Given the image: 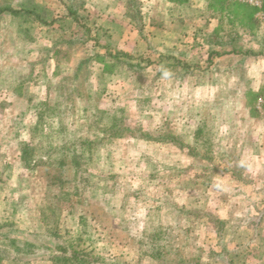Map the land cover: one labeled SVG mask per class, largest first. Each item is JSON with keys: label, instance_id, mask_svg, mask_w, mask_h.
Listing matches in <instances>:
<instances>
[{"label": "rangeland", "instance_id": "374dc122", "mask_svg": "<svg viewBox=\"0 0 264 264\" xmlns=\"http://www.w3.org/2000/svg\"><path fill=\"white\" fill-rule=\"evenodd\" d=\"M68 2L0 0V264H264V186L210 171L215 57L264 50V0Z\"/></svg>", "mask_w": 264, "mask_h": 264}, {"label": "crops", "instance_id": "0c3cea01", "mask_svg": "<svg viewBox=\"0 0 264 264\" xmlns=\"http://www.w3.org/2000/svg\"><path fill=\"white\" fill-rule=\"evenodd\" d=\"M5 11L2 15L7 17ZM261 11L259 12L261 13ZM8 15L11 14L8 13ZM263 26L264 24L259 29L261 34L264 33ZM261 44L263 45V41ZM29 59L33 60L34 57L31 56ZM215 62H218L216 81L210 84V106L214 104V107H210V110L213 111L210 121L215 127L213 133L210 134V143H213L214 150L213 153H210V156L214 157V160L210 161V171L212 166L213 170L218 167L216 172L230 176V173L234 171V166H231L238 163L244 166L243 175H248L251 179L248 186L263 187L264 104L260 108L259 100L264 98V50L256 54L240 52L237 55H232L227 53L215 57ZM236 76L237 80L234 79ZM192 120L189 125L184 121H182L184 124L181 125L192 126ZM196 129L194 128V131ZM176 154L192 162V156L186 151H177ZM216 157L224 159L218 163ZM215 160H217L216 163H214ZM218 177L219 175L213 180ZM216 183L218 184L216 187L210 186V204L212 203L210 208L211 206L214 208L218 203L220 207L221 205L224 207L225 203V197L221 194L223 193L222 189L226 187L224 186L225 182L220 180ZM240 185L246 187V183H240ZM219 194H221L220 197ZM220 210L219 208L218 212Z\"/></svg>", "mask_w": 264, "mask_h": 264}, {"label": "trees", "instance_id": "16d2710c", "mask_svg": "<svg viewBox=\"0 0 264 264\" xmlns=\"http://www.w3.org/2000/svg\"><path fill=\"white\" fill-rule=\"evenodd\" d=\"M70 1L71 2H68V13H69V15H72L74 18H77V13H78L77 12V8L72 4V0H70ZM62 2L66 3V0H62ZM4 10L10 11V12H12V14H16V13L19 12V10L14 9V8H9V7L1 9L0 12L4 11ZM255 27L257 28L258 26L254 25V28ZM249 49H250V47H248V49L246 48V51H244V52H249L248 51ZM230 52L231 53H235L232 50H229L226 53H230ZM240 52H243V51H240ZM240 52H238V53H240ZM122 54L124 56H128V54H126V53H122ZM118 57H119V55L118 56L116 55L115 58H118ZM47 107H48L47 104H45L44 102L41 103L40 110L37 113L38 120H37V124L35 125L36 126L35 129H36V131H37V129H39V131H43L44 132L45 126L48 125V128H51V130L49 132L47 131V133H45V135L46 136H50V133H52L51 131H53V134H56V135L60 136V139H62L61 135L66 133V125L61 122V124H60L61 126L59 125V126L55 127V129H53L51 127L52 126V124H51L52 122H50L49 118L55 115L54 114V112H55L54 110L55 109L53 107H50V108L49 107L47 108ZM32 147H34V146H32ZM64 154H65V152H63L61 154V156H64ZM79 159H80V157L77 154H75V153L72 154V163L73 164L74 163L76 165L79 164L80 163Z\"/></svg>", "mask_w": 264, "mask_h": 264}, {"label": "built area", "instance_id": "2783aa9c", "mask_svg": "<svg viewBox=\"0 0 264 264\" xmlns=\"http://www.w3.org/2000/svg\"><path fill=\"white\" fill-rule=\"evenodd\" d=\"M251 1H255L256 4H259V0H251ZM263 104H264V98H260V100H259L260 108H261V106H262Z\"/></svg>", "mask_w": 264, "mask_h": 264}, {"label": "clouds", "instance_id": "9594fccd", "mask_svg": "<svg viewBox=\"0 0 264 264\" xmlns=\"http://www.w3.org/2000/svg\"><path fill=\"white\" fill-rule=\"evenodd\" d=\"M168 73H165V75H167Z\"/></svg>", "mask_w": 264, "mask_h": 264}]
</instances>
